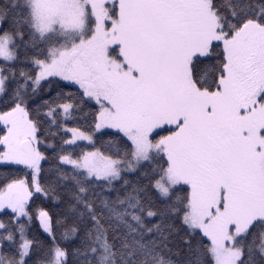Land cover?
I'll use <instances>...</instances> for the list:
<instances>
[{
  "label": "snow or ice",
  "instance_id": "snow-or-ice-1",
  "mask_svg": "<svg viewBox=\"0 0 264 264\" xmlns=\"http://www.w3.org/2000/svg\"><path fill=\"white\" fill-rule=\"evenodd\" d=\"M0 264H264V0H0Z\"/></svg>",
  "mask_w": 264,
  "mask_h": 264
}]
</instances>
